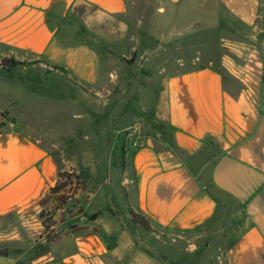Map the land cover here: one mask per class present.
<instances>
[{"label":"crops","instance_id":"1","mask_svg":"<svg viewBox=\"0 0 264 264\" xmlns=\"http://www.w3.org/2000/svg\"><path fill=\"white\" fill-rule=\"evenodd\" d=\"M185 1L176 17L189 20L186 31L219 30L226 48L219 62L158 72L143 115L121 131L123 207L109 202L92 221L47 241L41 201L68 165L14 113L4 122L0 264H183L156 251L151 232L184 240L207 230L222 234L217 264H264V0ZM126 10V0H0V57L62 68L99 90L110 81L103 45L128 37ZM36 65L13 69L41 72ZM127 208L151 231L133 224Z\"/></svg>","mask_w":264,"mask_h":264},{"label":"rangeland","instance_id":"2","mask_svg":"<svg viewBox=\"0 0 264 264\" xmlns=\"http://www.w3.org/2000/svg\"><path fill=\"white\" fill-rule=\"evenodd\" d=\"M183 2L186 1L126 0L123 17L128 37L112 48L103 45V69L110 72V81L99 90L84 87L64 72L47 71L38 64L36 68L41 72L0 68V128L14 113L25 132L64 160L66 171L80 177L86 186V193L70 192L71 199L55 215L54 232L64 234L75 227V221H92L104 205L123 207L126 165L122 145L128 142V132L121 131L130 120L143 115L145 99L156 91L158 72L198 67L207 57L220 61L226 48L225 35L212 28L200 29L199 24L186 31L189 20L176 17ZM188 5L191 3L183 7ZM197 17L191 14L188 18ZM197 31L201 33L196 36ZM260 82L264 85V76ZM13 95L20 97L15 99ZM11 102L15 104L10 105ZM55 197L46 198L44 210L55 205ZM81 208L84 213L75 219ZM150 236L156 251L179 255L183 264L219 261L222 234L215 230L197 231L184 240L158 232H151ZM46 250L59 252L54 248Z\"/></svg>","mask_w":264,"mask_h":264},{"label":"trees","instance_id":"3","mask_svg":"<svg viewBox=\"0 0 264 264\" xmlns=\"http://www.w3.org/2000/svg\"><path fill=\"white\" fill-rule=\"evenodd\" d=\"M38 63L39 61L25 62L13 58L0 57V68L2 70H9L17 67H28L31 65H36ZM52 69L65 73V70H63L62 68L52 67ZM47 71H49V69ZM80 181V177L74 174H69L67 171H61L59 173V177L55 186L50 189L48 195L41 201L42 209L39 213V218L43 227V235L47 241H56L59 239L60 234L52 230L55 227V215L58 211L65 208L68 200L71 199V193L77 194L85 191L86 186ZM51 195H56V197L54 198L55 205L49 210H44L43 205L46 201V198L50 197ZM127 210L130 214L131 222L133 224L140 226L145 231H151L149 224L142 216L134 213L130 208H127Z\"/></svg>","mask_w":264,"mask_h":264}]
</instances>
